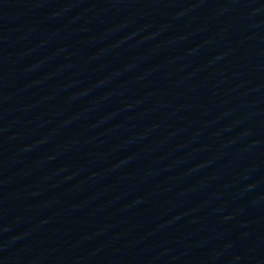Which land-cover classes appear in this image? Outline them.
<instances>
[{
    "label": "water",
    "instance_id": "95a60500",
    "mask_svg": "<svg viewBox=\"0 0 264 264\" xmlns=\"http://www.w3.org/2000/svg\"><path fill=\"white\" fill-rule=\"evenodd\" d=\"M201 264H264V0H220Z\"/></svg>",
    "mask_w": 264,
    "mask_h": 264
}]
</instances>
